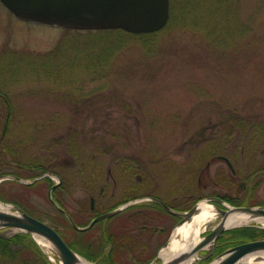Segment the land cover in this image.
<instances>
[{
	"label": "rangeland",
	"instance_id": "374dc122",
	"mask_svg": "<svg viewBox=\"0 0 264 264\" xmlns=\"http://www.w3.org/2000/svg\"><path fill=\"white\" fill-rule=\"evenodd\" d=\"M210 1L219 10L203 22ZM218 1L171 0L168 25L140 36L31 22L0 0V175L20 170L31 180L45 169L64 178L62 206L83 207L85 221L152 196L174 208L215 194L264 207V0ZM4 178L5 194L64 229L46 183ZM178 222L158 207L130 206L90 234L99 246L103 229L116 233L125 245L112 254L116 264H160ZM206 254L193 264L209 263Z\"/></svg>",
	"mask_w": 264,
	"mask_h": 264
},
{
	"label": "water",
	"instance_id": "95a60500",
	"mask_svg": "<svg viewBox=\"0 0 264 264\" xmlns=\"http://www.w3.org/2000/svg\"><path fill=\"white\" fill-rule=\"evenodd\" d=\"M17 16L45 24H56L63 27L83 29L122 28L134 33L152 32L162 29L170 18V0H1ZM55 186H53L54 188ZM51 194V191H50ZM218 210L226 215L232 208L249 212L253 216L264 217V207L258 206H229ZM169 212L181 218L180 223L189 219L198 211V203L187 211H178L159 199ZM124 207H118L95 217L86 227L78 226L72 219L73 226L79 230H86L97 221L113 216ZM17 228L21 231L38 234L52 242L61 259L62 264H78L80 254L68 245L58 229L46 220L39 219L24 210L20 213L0 210V229ZM232 227L216 225L189 252L182 254L171 262L162 261L161 264H175L183 256H190L206 249L207 245L217 243L219 236ZM264 250V239L246 241L232 246L220 254L216 259H222L217 264H235L244 255ZM211 254L208 253L206 257ZM159 258V255H158ZM216 259H214L212 264Z\"/></svg>",
	"mask_w": 264,
	"mask_h": 264
},
{
	"label": "trees",
	"instance_id": "16d2710c",
	"mask_svg": "<svg viewBox=\"0 0 264 264\" xmlns=\"http://www.w3.org/2000/svg\"><path fill=\"white\" fill-rule=\"evenodd\" d=\"M226 1H228V0H226ZM224 3H225V0H223V1L219 0L218 1V4H220L221 7H222V5H224ZM216 4H217L216 1H210V4L208 2H205L202 4L201 7L205 8V13H206L204 18L202 17L203 22L209 21L213 17L214 13L219 10L218 5H216ZM172 9H173V4H172ZM172 19H173V17H172ZM89 31L94 32L95 30H88V32ZM98 31L101 33L114 32V34L120 33V32L129 33L123 29H118V28L98 30ZM158 32L159 31L151 32V33H139L137 35H140V36H142V35H153V34H156ZM116 45L117 44L113 43L112 45H110L111 47H108L105 49L104 56H102L100 58H95L96 61H93L92 63L95 62L94 67L96 69L101 70L102 67L103 68L105 67L106 59L104 57L105 56L109 57L111 55V53L113 52V47ZM45 171L46 170L44 169L42 172H45ZM14 173L18 174L19 176H22V177L25 176L26 177V175L23 174L19 170L14 171ZM3 174H4V172L2 173V175ZM30 176L35 177V176H37V174L31 173ZM62 179H63V182H65V179L64 178H62ZM42 183H46L47 186L50 187V186H52L53 181L51 178L45 177L44 179H42V180H40L34 184H31L28 187H38ZM57 189H59V187ZM219 195H220V197H223V195H221V194H219ZM0 199H2L3 201H13L16 204H18L19 206H21L22 208H24L26 211H28V212L36 215V216H39L40 218H42L43 216L46 215V213L43 211L31 209L29 206L25 207L22 202H20V201L16 200L15 198L10 197L9 195L5 194L2 189H0ZM197 199H199V198H197ZM231 201L233 202V200H231ZM233 203H235V202H233ZM61 204H62V202H61ZM191 205H192V203L190 205L176 206V208L179 210H185L188 207H190ZM144 206L158 207V208L162 209L163 211H165V209L156 202H144V203L133 205L131 207L141 208ZM61 214H62V216H61L62 219L65 221V225H64L65 230L59 229V232L64 236L65 240L68 242V244L72 248H74L76 251H78L80 254H82L83 256H85L86 258H88L90 260H95L96 258L101 256L100 260L98 261V264H116L117 260L115 259V255H112V254H114V253L116 255L121 254V252L125 249V247H124L125 245L119 239V237L116 235V233L113 232V230H111V229H104L103 230V233L101 235L102 239H101V242L99 244V246H100L99 247L98 244H96V241L91 238L90 233H92L93 228L90 230H87V231L77 230L72 226L68 217L65 216V214H63L62 212H61ZM168 214L171 215L175 220L178 219L176 216H174L170 213H168ZM49 216L50 215H48V217ZM72 217L74 218V220L79 225H86L88 223V221H85L84 218H83L84 221L80 220L82 217L77 216V214L75 215L72 213ZM50 218L52 220H54V216H50ZM228 233H231L233 236V239H236L237 242L231 241V240H226L225 235H227ZM260 236L264 237V229L254 227V226H244V227L234 228V229L228 230L221 236V238H220V240L216 246L214 254L221 253L223 250H225L227 247H229L231 245L240 243L242 241L253 240V239H256L257 237H260ZM14 244H19L21 247L19 249L14 250V249H12V245H14ZM108 244H110V247L106 250L105 246ZM222 244H224V245H222ZM96 245L98 248L96 247ZM32 250H34V251H32ZM26 252H31V255L25 256ZM212 257L213 256H211L210 258H208L206 260L209 261V260H211ZM8 261H11L15 264H53L48 259L47 255L44 253V251L41 249V247L34 240L32 235L30 233H25V232H20L18 234H15L11 238H6V237L0 235V264H8ZM136 263L143 264V263H145V261H142V260H139V258L138 259L136 258V260L130 264H136Z\"/></svg>",
	"mask_w": 264,
	"mask_h": 264
},
{
	"label": "bare ground",
	"instance_id": "6f19581e",
	"mask_svg": "<svg viewBox=\"0 0 264 264\" xmlns=\"http://www.w3.org/2000/svg\"><path fill=\"white\" fill-rule=\"evenodd\" d=\"M1 211H12V206L0 201ZM16 212H19L16 210ZM20 213V212H19ZM217 220L218 225L223 227H236L240 225L257 222L264 226V217L253 216L249 212L232 208L226 215H223L218 208L203 199L198 204V211L195 212L189 219L178 224L171 236L169 243L160 249L159 256L166 262H171L178 259L182 254L191 251L202 239L205 227H209ZM216 224V225H217ZM215 225V226H216ZM38 243L50 254L56 248L47 238L38 234L34 235ZM212 243L208 244L209 248ZM199 257L198 253H193L190 256H183L175 264H193ZM221 258L216 259L212 264H217ZM78 264H94L80 256ZM236 264H264V250L254 251L244 255Z\"/></svg>",
	"mask_w": 264,
	"mask_h": 264
},
{
	"label": "flooded vegetation",
	"instance_id": "af4514ba",
	"mask_svg": "<svg viewBox=\"0 0 264 264\" xmlns=\"http://www.w3.org/2000/svg\"><path fill=\"white\" fill-rule=\"evenodd\" d=\"M16 171V170H15ZM20 171V170H19ZM4 174H6V175H8V174H15V175H17V176H19L18 174H16V173H14V171L13 172H5ZM7 179H11V180H17L16 178H7ZM59 185H57L56 187H54V189L52 190V193L54 194V197H55V200H53L52 199V203L54 204V206H55V208L57 209V207L59 208V210L63 213V214H65V211H68L71 215H72V212H70L67 208H64L63 206H62V204H61V200L59 199V194L62 192V191H66V188H63V185H64V182L61 180V182H59L58 183ZM52 187L53 186H50V187H48L47 186V194L49 193V191L52 189ZM59 187V189H57ZM215 197H218V196H215ZM224 197V200H226V201H228L229 203H233L231 200H232V198H230V197H226V196H223ZM226 197V198H225ZM219 198V197H218ZM17 200V199H16ZM18 201H20V200H18ZM21 202V201H20ZM25 206V205H24ZM25 207H27V206H25ZM94 207V200H92V208ZM65 210V211H64ZM76 215V214H75ZM86 215V210L85 209H83V207H79V209H78V213H77V216H80V217H82V218H84V217H86L85 216ZM65 216H66V214H65ZM90 218H87V221L89 220ZM104 230V229H103ZM103 230L100 232L101 233V235H102V233H103Z\"/></svg>",
	"mask_w": 264,
	"mask_h": 264
}]
</instances>
